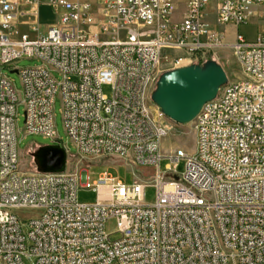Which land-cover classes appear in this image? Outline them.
Here are the masks:
<instances>
[{"label": "built area", "instance_id": "2783aa9c", "mask_svg": "<svg viewBox=\"0 0 264 264\" xmlns=\"http://www.w3.org/2000/svg\"><path fill=\"white\" fill-rule=\"evenodd\" d=\"M216 1L212 26L209 0H0V264H264V36L226 43L217 30L263 19L264 0ZM175 3L186 7L181 22ZM42 6L57 15L44 34ZM225 50L246 78L203 107L192 154L165 156L178 124L152 102L163 66H203L196 57L217 62ZM22 59L39 66L17 69ZM7 68L18 71L21 94L2 75ZM57 96L73 157L153 168V180L135 175L127 186L105 173L91 186L86 170L71 172L65 148L64 173L22 172L17 107L27 136L55 143ZM163 160L171 162L166 174ZM181 161L180 176L171 168ZM150 186L153 204L144 200ZM80 187L96 192L97 203L80 204ZM19 211L40 214L25 224Z\"/></svg>", "mask_w": 264, "mask_h": 264}, {"label": "rangeland", "instance_id": "374dc122", "mask_svg": "<svg viewBox=\"0 0 264 264\" xmlns=\"http://www.w3.org/2000/svg\"><path fill=\"white\" fill-rule=\"evenodd\" d=\"M174 18L177 19L182 15L183 9L185 12V6L180 3H175L174 6ZM216 11H217V1L209 0V4L206 7V18L205 22L215 26L216 23ZM57 15L54 11L49 8L42 6L39 9V23L41 26V33H45L49 26L56 24ZM218 32L224 35L226 43H231L238 35L243 36L249 43H253L257 40L259 36H264V18H254L247 25L241 27H235L233 25H228L225 27L217 26ZM27 31V29H24ZM168 55L169 53H164ZM217 63L222 66L228 76V83H236L244 80L246 77L243 74L242 67L238 59L229 50H225L219 55V60ZM17 69L23 70L27 68H34L39 66L36 60L22 59L15 65ZM167 69L165 64L162 68L164 70L163 74ZM162 74V75H163ZM2 75L7 76L10 81H12L15 90L18 94L22 92V85L20 77L17 74H11V71L7 69L2 70ZM161 75V76H162ZM55 78L61 81V77L57 74ZM104 94L111 98L112 92L110 87L105 86L103 88ZM155 109V108H154ZM156 110V109H155ZM24 106L20 102L17 107V118H16V129L18 137V153H19V169L26 173H35L36 167L31 154L28 153L31 147L35 148L37 151L39 148L44 146H57L61 145L63 148L67 149L70 153V170L75 172L77 169L86 170L88 172V184L93 186L97 180L107 173L110 177L121 181L127 186L134 183V176L140 177L142 180L151 181L155 175V170L153 168L145 167H134L126 161H122L117 158H103V159H81L75 158L76 155L75 148L70 143L68 136L66 135L63 115H62V102L59 96L55 99L53 114L56 125V132L58 140L54 143L50 139H45L38 135H26L25 133V115ZM172 135H170L163 143V154L167 156L170 153L176 152L178 149H183L186 153L192 154L195 149V124L194 122L186 126H173ZM171 164L169 160H163L160 163L159 169L161 174L168 173L167 167ZM186 162L181 161L178 168L175 169L172 164L171 170L176 172L178 175H183L185 172ZM157 198V189L153 186L148 187L145 190V202L147 204L155 203ZM78 202L80 204L93 205L97 203L98 195L93 190H87L79 188L77 195ZM21 220L25 224L38 216L40 211H19L16 212ZM27 232V228L24 229ZM108 233H115L116 224L115 221H111L107 225ZM113 239H118L117 235L112 237Z\"/></svg>", "mask_w": 264, "mask_h": 264}, {"label": "water", "instance_id": "95a60500", "mask_svg": "<svg viewBox=\"0 0 264 264\" xmlns=\"http://www.w3.org/2000/svg\"><path fill=\"white\" fill-rule=\"evenodd\" d=\"M11 74H17L13 71ZM228 84L225 70L215 61L203 66L165 72L152 94V102L172 122L186 126L193 123L203 107L215 100ZM36 172L62 174L66 171L67 152L61 146H44L33 155Z\"/></svg>", "mask_w": 264, "mask_h": 264}, {"label": "bare ground", "instance_id": "6f19581e", "mask_svg": "<svg viewBox=\"0 0 264 264\" xmlns=\"http://www.w3.org/2000/svg\"><path fill=\"white\" fill-rule=\"evenodd\" d=\"M129 1V0H120ZM208 61H213V57H196V64H206Z\"/></svg>", "mask_w": 264, "mask_h": 264}, {"label": "crops", "instance_id": "0c3cea01", "mask_svg": "<svg viewBox=\"0 0 264 264\" xmlns=\"http://www.w3.org/2000/svg\"><path fill=\"white\" fill-rule=\"evenodd\" d=\"M183 6H184V5H183ZM185 12H186V7H185ZM185 12H184V9H183L182 15H181L179 18H177V19H175V18H174V15H173V20H174L175 22H181V21L184 19V17H185Z\"/></svg>", "mask_w": 264, "mask_h": 264}]
</instances>
